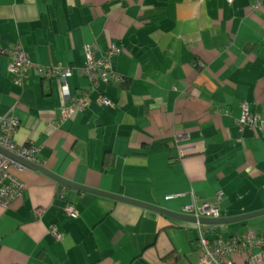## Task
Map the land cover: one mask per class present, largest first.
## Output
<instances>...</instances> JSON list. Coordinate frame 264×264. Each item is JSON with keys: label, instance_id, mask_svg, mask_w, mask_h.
I'll use <instances>...</instances> for the list:
<instances>
[{"label": "crops", "instance_id": "obj_1", "mask_svg": "<svg viewBox=\"0 0 264 264\" xmlns=\"http://www.w3.org/2000/svg\"><path fill=\"white\" fill-rule=\"evenodd\" d=\"M254 1L0 0V45H21L32 63L18 85L0 54V115L18 117L14 141L37 146V164L75 184L179 213L221 190L226 221L204 223L206 235H262L264 134L236 124L243 103L264 117V7ZM85 45L96 57L118 48L123 82L100 83L62 119L71 98L47 70L69 67L65 84L81 94ZM13 171L25 187L0 206V264H199L192 220ZM252 250L264 264V248Z\"/></svg>", "mask_w": 264, "mask_h": 264}, {"label": "built area", "instance_id": "obj_2", "mask_svg": "<svg viewBox=\"0 0 264 264\" xmlns=\"http://www.w3.org/2000/svg\"><path fill=\"white\" fill-rule=\"evenodd\" d=\"M231 3L233 0H226ZM264 7V0H255L251 8L259 9ZM118 52V48L111 46L99 57L95 56L94 51L89 45L84 46L85 62L78 68L80 74L88 76L90 86L81 94L72 96L65 84V80L71 75L70 68L64 66H51L47 70L48 76H56L62 83V95L71 98V103L60 106V115L62 119L71 118L78 111L88 106L91 90L97 88L100 83L122 82L123 78L113 68L112 56ZM0 54H5L10 58L9 71L13 81L22 85L25 82L28 68L31 61L23 50L22 46L16 44L11 48H3L0 45ZM97 102L103 105H112L111 101L103 95L97 96ZM239 128L248 125L253 128H260L264 134V117L257 112L250 110L248 104H241V113L236 120ZM19 126V119L13 113L0 115V147L14 155L30 160H37L38 147L34 144L18 145L14 141V134ZM24 168L22 164L14 160L8 155L0 152V206H10L22 193L25 183L13 171ZM222 197V191L216 193L215 202H203L196 204L190 202L184 204L182 212L195 217V227L197 229L198 247L200 251L199 264H232L230 254L233 252H241L245 257L246 264H258L261 259V252L254 253L252 248H264V234L257 235L252 229L232 237L229 241H225L220 237L210 238L206 235L204 223L199 221L202 217H219V200ZM66 213L76 216V209L67 204L64 207ZM52 233L59 238L60 234L56 228H52Z\"/></svg>", "mask_w": 264, "mask_h": 264}, {"label": "water", "instance_id": "obj_3", "mask_svg": "<svg viewBox=\"0 0 264 264\" xmlns=\"http://www.w3.org/2000/svg\"><path fill=\"white\" fill-rule=\"evenodd\" d=\"M0 152L5 154V155L10 156L14 160H16L20 164H22L24 167H28V168H31V169H34V170H39V171H41V172H43L45 174H48V175L52 176L55 180H57L61 184H64V185H67V186H71V187H74L76 189H81V190L91 191V192H95V193H100V194H104V195H107V196H110V197H113V198H116V199H120V200H124V201H128V202L136 203V204H139L141 206L154 209V210H156L158 212H161V213H163L165 215H168V216L177 217V218H184V219L192 220L193 222H195V217L192 216V215L185 214V213L174 212V211L168 210V209L160 207V206L147 204V203L140 202V201H137V200H134V199H131V198H127V197H124V196H120V195H117V194H112V193L100 191V190H97V189H94V188H90V187H87V186L75 184V183H73V182H71V181H69V180H67V179H65V178H63V177H61L59 175L54 174L53 172H51V171L47 170L46 168L40 166L36 162L20 158V157L14 155L13 153H11V152H9L7 150H4L1 147H0ZM248 215H253V214H247V216ZM244 216H246V215H244ZM244 216H241V217H244ZM237 218L238 217H234V218H230V219H237ZM199 221L201 223H214V222H224V221H226V219L225 218L202 217V218H199Z\"/></svg>", "mask_w": 264, "mask_h": 264}, {"label": "trees", "instance_id": "obj_4", "mask_svg": "<svg viewBox=\"0 0 264 264\" xmlns=\"http://www.w3.org/2000/svg\"><path fill=\"white\" fill-rule=\"evenodd\" d=\"M123 82V81H122Z\"/></svg>", "mask_w": 264, "mask_h": 264}]
</instances>
